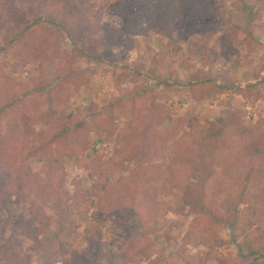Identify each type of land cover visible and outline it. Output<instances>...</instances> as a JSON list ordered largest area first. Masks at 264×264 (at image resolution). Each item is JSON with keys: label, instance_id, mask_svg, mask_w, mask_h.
Segmentation results:
<instances>
[{"label": "rangeland", "instance_id": "1", "mask_svg": "<svg viewBox=\"0 0 264 264\" xmlns=\"http://www.w3.org/2000/svg\"><path fill=\"white\" fill-rule=\"evenodd\" d=\"M36 1L0 0V137L35 135L55 150L60 190L70 201L76 191L89 190L95 164L110 157L134 179L128 186L137 209H143L144 191L153 199L140 224L129 212L106 218L95 203L82 206L75 232L81 234L88 221L101 225L103 255L96 264H264L260 255L246 257L238 249L249 226H256L255 212L240 203V221L231 227L226 201L246 169L231 168L232 158L264 140V0H212L222 18L214 17L205 37L142 23L99 60L75 56L65 36L57 39L35 26L46 59L24 63L25 37L6 40L15 21L21 24L19 10L59 14L63 6V0ZM116 1L90 0V23L116 20L110 13ZM228 42L236 54H224ZM72 72L80 77L73 79ZM211 130L214 137L200 145ZM199 147L216 159L205 188L213 215L187 201L190 184H196L191 158ZM13 154L45 176L35 148ZM191 190L196 198L199 189ZM260 194L248 186L251 198ZM30 208L21 197L0 211V264L3 245L17 241L21 264H42L39 242L47 245L61 232L52 201L36 219Z\"/></svg>", "mask_w": 264, "mask_h": 264}, {"label": "trees", "instance_id": "2", "mask_svg": "<svg viewBox=\"0 0 264 264\" xmlns=\"http://www.w3.org/2000/svg\"><path fill=\"white\" fill-rule=\"evenodd\" d=\"M37 2L39 3L40 0ZM91 8L90 0H63L59 14L44 11L42 7L37 8L32 15L19 10L21 24L20 22L16 24L15 21L8 30L6 40L24 36L25 39L20 48L24 63L44 61L46 44L42 38L34 35L36 32L33 28L36 26L57 39L65 36L70 40L75 56L88 60H99L103 58V55H107L104 52L120 44L125 39V35L133 31L132 28H138L142 23H148L153 27H163L168 24L173 26L174 30L179 31L186 28L188 31H197L201 37H205L210 30L214 29L212 27L214 17L217 15L222 18L212 0H117L110 12L116 20L100 24L90 23L87 15ZM220 23H215V25L218 26ZM17 40L19 41L20 38ZM233 53H237L236 49L231 48L228 42L225 44L224 54ZM72 75L73 79L80 77L73 72ZM220 129L222 130V127ZM213 130L202 134L200 145L211 141L209 139L215 135ZM215 130L218 131L219 128ZM29 148H35L34 155L42 161L44 177L31 172L29 167L19 162L13 154L17 149ZM54 151L49 146H44L43 140L35 135L16 139L0 137V211L8 204L25 197L30 201L29 215L36 219V217L45 215V209L52 201L55 220L61 232L51 238L47 245L39 242L40 248L43 249L42 253H44L42 264H96L103 255L101 225L88 221L84 224L81 234L75 232L78 217L82 215V206L95 203L100 215L106 218L120 217L121 212H129L136 223L140 224L145 213L152 212L151 193L149 191L142 193L144 210L142 209V212L137 209L131 201L133 196L129 193L130 187L128 186L134 179L123 176L125 170L122 163L110 157L95 164L93 174L96 178L89 190L83 193L76 191L74 199L70 201L60 190L62 177L56 174L54 169L59 162V156H55ZM191 159L194 169L192 180L196 184H190V191L186 194L187 201L201 211L213 215L214 207L205 197V188L211 178V170L216 164V159L212 158L209 152H203L200 147ZM232 159L231 168L245 164L246 169L240 178L234 180L235 191L227 196L226 201H229L230 213L229 225L232 227L235 222L240 221L236 209L240 203L248 202L255 212L253 219L256 226H249L238 249L246 257L256 258L260 255L264 258V246L260 245V242H264V231L262 230L264 223V140L251 144L249 151ZM113 174L118 176L111 178ZM251 184H254L260 191V197L254 199L248 195V186ZM195 186L199 189V194L193 198L191 189ZM25 224L26 229L33 231L31 221L25 220ZM17 245L19 246L18 241L12 243L10 247L7 244L3 245L1 252L4 254L5 264H21L24 261L23 255L14 249ZM17 255L20 257L16 259ZM187 259L188 261L193 260L189 256Z\"/></svg>", "mask_w": 264, "mask_h": 264}]
</instances>
